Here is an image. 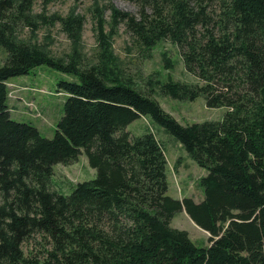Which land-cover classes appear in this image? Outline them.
Wrapping results in <instances>:
<instances>
[{
  "label": "trees",
  "instance_id": "obj_1",
  "mask_svg": "<svg viewBox=\"0 0 264 264\" xmlns=\"http://www.w3.org/2000/svg\"><path fill=\"white\" fill-rule=\"evenodd\" d=\"M149 1L154 13L142 8L140 20L110 6L113 26L125 22L144 48L175 44L198 82L167 81L161 91L180 101L203 96L207 107L225 108L221 119L182 125L113 71L102 21L100 61L80 69L11 36L33 0H0V264H264V0H215L213 21L214 0ZM51 21L78 41L81 16ZM163 61L173 67L165 53ZM41 64L78 79L56 85L66 98L52 138L9 113L6 82ZM141 116L206 170L201 201L167 194L162 147L151 132L126 130ZM82 153L95 178L69 195L50 189L53 166ZM178 211L208 233L207 247L170 225ZM26 241L40 244V255H26Z\"/></svg>",
  "mask_w": 264,
  "mask_h": 264
},
{
  "label": "rangeland",
  "instance_id": "obj_2",
  "mask_svg": "<svg viewBox=\"0 0 264 264\" xmlns=\"http://www.w3.org/2000/svg\"><path fill=\"white\" fill-rule=\"evenodd\" d=\"M190 5L193 7L194 2ZM110 6L118 11L129 12L139 20L142 8L149 17L154 13L149 0H33L28 17L13 22L10 34L30 47L47 53L53 60L64 63L74 60L78 68L84 69L97 65L100 61L101 48L97 39L100 31L97 21H102V33L108 39L111 53L109 64L113 71L142 94L156 98L160 107L182 125L221 119L225 108L207 107L203 96L192 101H180L161 91V86L167 81L194 85L198 79L186 71L178 48L169 39L162 40L152 48H144L125 22H118L113 26ZM218 11L217 1L214 0L208 8L212 21L217 18ZM54 15L82 17L77 42L68 36L59 22L52 23L51 17ZM44 18L48 20L45 22ZM198 29L200 33L203 32L201 26ZM163 53L171 58L173 67L164 68ZM6 56V50L0 45V66ZM60 80L78 81L72 74L62 73L42 64L28 74L10 78L6 82L10 116L18 121L29 122L42 136L52 138L66 98V94L57 89L56 85ZM126 130L134 136L144 132L153 133L167 161L168 195L176 199L191 197L196 202L202 200L203 191L199 180L206 174V170L200 168L170 132L153 122L149 116L131 121ZM86 159V155L82 153L69 165L55 164L50 189L69 195L78 182L95 178L96 172ZM170 225L187 231L196 246L209 245L208 233L198 227L184 211L176 212ZM41 249V245L34 241L23 244L26 255H40Z\"/></svg>",
  "mask_w": 264,
  "mask_h": 264
}]
</instances>
